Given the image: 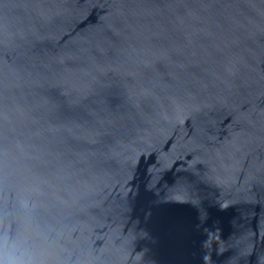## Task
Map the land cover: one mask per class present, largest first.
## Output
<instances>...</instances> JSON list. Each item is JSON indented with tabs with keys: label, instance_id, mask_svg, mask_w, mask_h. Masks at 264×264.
I'll return each mask as SVG.
<instances>
[{
	"label": "water",
	"instance_id": "water-1",
	"mask_svg": "<svg viewBox=\"0 0 264 264\" xmlns=\"http://www.w3.org/2000/svg\"><path fill=\"white\" fill-rule=\"evenodd\" d=\"M0 264H264V0H0Z\"/></svg>",
	"mask_w": 264,
	"mask_h": 264
}]
</instances>
